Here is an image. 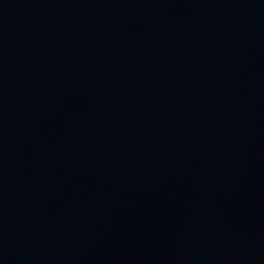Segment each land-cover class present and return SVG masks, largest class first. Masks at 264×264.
I'll return each instance as SVG.
<instances>
[{
    "label": "water",
    "instance_id": "1",
    "mask_svg": "<svg viewBox=\"0 0 264 264\" xmlns=\"http://www.w3.org/2000/svg\"><path fill=\"white\" fill-rule=\"evenodd\" d=\"M0 264H264V0H0Z\"/></svg>",
    "mask_w": 264,
    "mask_h": 264
}]
</instances>
